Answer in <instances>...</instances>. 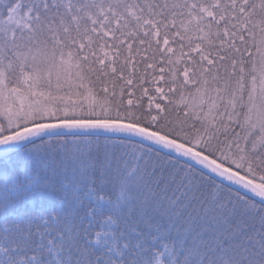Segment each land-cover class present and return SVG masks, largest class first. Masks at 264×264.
<instances>
[{
  "label": "snow or ice",
  "instance_id": "6c2138e0",
  "mask_svg": "<svg viewBox=\"0 0 264 264\" xmlns=\"http://www.w3.org/2000/svg\"><path fill=\"white\" fill-rule=\"evenodd\" d=\"M0 264H264V0H0Z\"/></svg>",
  "mask_w": 264,
  "mask_h": 264
}]
</instances>
